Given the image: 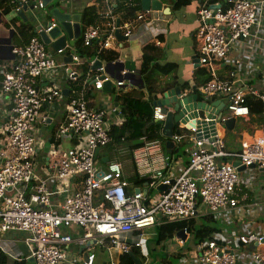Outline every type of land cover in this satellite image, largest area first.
I'll list each match as a JSON object with an SVG mask.
<instances>
[{
	"label": "built area",
	"instance_id": "built-area-1",
	"mask_svg": "<svg viewBox=\"0 0 264 264\" xmlns=\"http://www.w3.org/2000/svg\"><path fill=\"white\" fill-rule=\"evenodd\" d=\"M31 0H9L16 13L22 5ZM116 0H99L94 4L101 21L81 30L83 46L98 45V52H119L122 45L132 35L135 26L147 20L151 10L141 9V5L127 4L140 8L133 16L117 25ZM196 0L198 27L195 44L198 64L205 69L206 81H191L180 99L189 95H200L207 99H227L226 114L213 119L214 129L207 126H189L193 120L178 126L172 141H191L189 160L182 173L173 179L157 170L151 177V187H165L156 197H144L142 193H127L128 182L122 177L118 164L109 163L102 173L96 167L95 152L110 143L108 128L104 124L105 111L91 107L87 93L102 90L103 83L110 79L105 64L94 58L91 69L99 61L102 66L94 75H89L80 89L67 97L66 116L58 123L55 131L57 145L48 148V155L54 157L52 179L57 184L78 180L79 188L64 195L58 204L52 203L53 192L48 189L47 180L36 179L34 167L39 147L36 136L46 129L48 121L59 112V102L65 98L64 89L69 91L68 82L77 78L80 57L68 45L64 49H49L40 39L39 33L48 32L56 26L51 19L50 27L38 24L35 37L25 44L11 45L14 57L12 70L2 74L0 97L5 99L10 109L2 132L4 141L0 144V234L15 230L26 234L25 245L33 264H64L66 250L72 245L81 246L86 255L82 264H93L94 245L107 240L109 248L122 254L131 248L142 251L143 231L169 223H189L199 216H210L219 224L242 217L246 206L245 185L240 179L233 162H220L223 157H232L240 166H256L264 171V138L258 137L242 142L240 150L234 154L224 151V122L230 118L247 119L250 115L245 105V95L250 94L264 106V72L262 61L253 55L264 46V0ZM63 9L68 8V0H58ZM53 4V1L51 2ZM42 0H37L33 9L44 10ZM118 31L126 40L115 37ZM159 46L160 42L154 40ZM242 47L248 48L247 67L239 74L241 60L235 53ZM65 51L64 55H61ZM71 51L73 52L71 54ZM71 56V62L63 58ZM117 61L111 63L115 65ZM229 67L227 79H220V70ZM132 72L120 69L116 86L125 85ZM258 78L253 82L255 76ZM61 78L66 87L59 84ZM92 79H94L92 81ZM246 81H252L250 84ZM89 84V86H88ZM76 86V85H75ZM74 86V87H75ZM69 95V94H68ZM163 109L165 112H163ZM167 114L174 115L172 107H153L154 120L164 124ZM211 121V120H210ZM180 124V123H179ZM65 142L69 143L65 147ZM158 152L152 147L151 152ZM234 161V162H235ZM103 192V203L95 206V196ZM6 193H11L6 196ZM58 194L64 193L59 190ZM199 208L205 210L199 214ZM77 227L81 234L73 238L64 233V228ZM185 240L176 239L180 250L177 262L181 264H240L237 255L230 253L222 244L220 230L200 237H193L189 227L180 230ZM179 231V232H180ZM137 234V236H134ZM132 235L131 240L128 237ZM133 237L135 241H133ZM242 245H254L247 264H264V231L256 230L247 235H239ZM0 253L8 255L0 247ZM140 264H147L141 262Z\"/></svg>",
	"mask_w": 264,
	"mask_h": 264
},
{
	"label": "crops",
	"instance_id": "crops-1",
	"mask_svg": "<svg viewBox=\"0 0 264 264\" xmlns=\"http://www.w3.org/2000/svg\"><path fill=\"white\" fill-rule=\"evenodd\" d=\"M54 1V0H53ZM70 2L68 8L63 9L64 12L70 14H81L82 10L90 4V0H68ZM139 0V4H140ZM161 3V10L153 11L149 14L147 20L140 22L135 26L132 35L124 42L122 48L118 52L119 62L113 65H104L108 67L110 79L113 81V92L111 94L103 92V90L96 91L92 90L89 99L91 107L105 111L106 116L104 119V124L108 128L112 126H119L124 121L123 116L120 112V107L118 105V95L122 92H128L136 95L137 92H141L144 99L148 101L156 102L162 98V94L168 90H178L180 93L185 92L188 88V84L196 80L202 82L203 79L197 77V72L201 70L196 52L195 44V33L198 27V17L196 14V0H158ZM9 0H0V5L8 6ZM117 4L129 5L134 4L132 0H116ZM48 7L44 10L30 9L24 13L33 28L38 24L45 26L46 22L51 21L48 19L47 15ZM18 16L14 11H11L7 15H2L0 13V82L2 80V74L12 70L14 63V57L11 54V45H17V39H15L16 31L15 24L11 20L17 18ZM154 40L160 42L157 49L161 53V61L164 63H172L177 66V69L164 76H160L158 79V86L161 89V94L150 95L145 89V78L139 73V61L142 55V51L148 44H153ZM258 50L254 52L258 59L264 60V46L259 44ZM248 48L242 47L237 53L236 57L241 60L243 64L239 74L241 77L244 74L245 79L248 78L246 75L247 67V57ZM262 69L264 72V61H262ZM128 69L132 73L128 76L126 83L122 87L116 86V80H118V73L120 69ZM229 67L225 66L220 70V79H227L226 73ZM226 72V73H225ZM258 78L255 76L253 82ZM252 81H246L250 84ZM66 87V83L59 78V84ZM182 90V91H181ZM197 95V94H196ZM187 97V96H186ZM117 98V106L114 105V99ZM184 98V97H183ZM180 99V94L177 97ZM219 100L218 98L207 99L200 95H197L198 102H204L206 104H211ZM152 102V107L153 106ZM66 104L67 97L63 98L59 102V112L48 124L47 128L40 130L38 136H36L37 145L39 147L38 155L35 160L34 172L36 179L31 183L32 188L36 185L39 180H47L48 189L53 192L52 203L58 205L64 198V195H69L75 192L79 188L78 180H69L63 184H57L56 181L52 179L54 157L48 155V148L46 144L52 136V131L58 126V123L62 121L66 116ZM10 106L5 99L0 97V144L4 141V135L2 132V127L4 126L6 119L8 117ZM202 116V115H200ZM184 118H187L186 115ZM185 122V123H186ZM237 124L240 129L235 130ZM182 125L181 123L175 125V127ZM163 127V124H161ZM162 130V128H161ZM56 131V130H55ZM174 131V130H173ZM238 139L235 141L237 145L233 148H228L226 145V138L229 132L236 133ZM162 132V131H161ZM174 133V132H173ZM162 134V133H161ZM263 137L262 125L257 118L249 115L247 119L236 118L235 124L231 130L225 129L224 134V151L228 154H234L239 152L240 145L242 142L251 141L255 138ZM171 141L173 144L167 146V142ZM165 143H154L150 144L144 148L137 149L131 154L128 147L125 145L126 149L122 152L118 150L120 147L108 151L105 147L99 149V153L96 157V167L100 173L106 170V166L109 163H116L120 166L122 171V177L128 182L127 193L132 194L136 189H141L147 186L148 197H156L159 192L157 189H152L151 177L157 171L161 170L165 176L170 179L178 177L183 169L187 166L189 160V149L191 147V141L182 140L180 143L176 144L172 141V138ZM51 141V145H52ZM65 147L69 143L65 142ZM50 146V145H49ZM152 147L158 148V152H151L149 150ZM130 155L132 158H130ZM220 162H234L232 157H223L219 159ZM239 176L243 184L245 185L246 194V206L244 207L243 216L237 217L233 221L229 222L226 219L225 223L219 224L220 221H216V230H220V238L223 246L230 252L237 255L240 264H247V259L250 251L254 250L256 247L254 245H242L237 241L239 235H247L252 231L257 229L264 231V171L260 170L256 166H251L249 168H244L239 172ZM61 190L64 191L62 194L57 192ZM199 214L204 215L205 210L199 208ZM200 217V216H199ZM197 217V218H199ZM194 219V220H197ZM157 227L148 228L147 230H153L154 234L145 233L143 240H147V243L154 242ZM64 233L70 235L73 238L79 237L81 231L77 227L64 228L62 230ZM145 232V231H144ZM134 236H137L135 234ZM150 236V237H149ZM132 235L128 237L131 240ZM136 238V237H135ZM133 237V241H135ZM145 238V239H144ZM26 234L11 230L4 234H0V247H2L8 255L4 253L7 257L8 264H13L14 262L24 261L26 264H33V261L28 257V250L25 245ZM142 240V241H143ZM175 242L176 239L174 238ZM145 243L142 251H139L142 260L141 262H147L149 264L152 259L153 264L158 263L160 258L165 257L164 252L160 250L154 242V254L155 258H151L152 254L150 249ZM143 244V242H142ZM153 245V244H152ZM110 243L107 240H102V242L94 245L95 259L93 264H119L121 252L116 249L109 248ZM176 246V245H175ZM264 249V248H263ZM156 252V253H155ZM180 250L173 247L169 252L166 250V254L171 256L172 254H181ZM85 251L81 246L72 244L66 250V261L64 264H82L86 259ZM151 264V263H150ZM175 264H178L176 261ZM179 264H181L179 262Z\"/></svg>",
	"mask_w": 264,
	"mask_h": 264
},
{
	"label": "trees",
	"instance_id": "trees-1",
	"mask_svg": "<svg viewBox=\"0 0 264 264\" xmlns=\"http://www.w3.org/2000/svg\"><path fill=\"white\" fill-rule=\"evenodd\" d=\"M134 4H138L139 0H132ZM99 0H90V4L86 6L81 12V30L91 25L98 24L101 19L96 14L94 7L95 3ZM222 2L221 0H211V3ZM11 6L0 5V13L2 15H7L12 11ZM115 14L117 19L122 23L126 18L133 16L136 11L140 8L129 7L123 4H117L115 2ZM50 19V17L48 16ZM15 24V39H17V45L25 44L29 39L35 37V30L29 24V22H23L19 17L11 20ZM75 53L81 59V65L77 69V78L74 82H68L67 87L69 88V97L73 94L74 90H79L81 85L86 81L89 75H94L95 72L92 71L90 62L94 58H98L99 61L105 64H111L118 59V54L112 51L98 52V45L92 44L89 47L83 46L82 38H79L74 45ZM139 73L145 78V89L152 96L158 93L161 94V89L158 86V79L160 76L168 75L177 69V66L172 63H164L161 61V53L154 44H148L144 47L142 55L139 61ZM205 74L207 71L201 69L197 72V77L202 80L201 83L206 81ZM76 85V86H75ZM75 86V87H74ZM89 86V84H88ZM91 91L87 93L90 97ZM67 96V97H68ZM152 102L144 99L141 92H137L133 95L128 92H121L118 95V105L120 107V112L123 116L124 121L119 126H112L109 128L108 135L110 138V143L105 147L108 151V147L126 145L128 150L132 154L133 151L137 149L144 148L150 144L154 143H165L168 139L164 138L161 134V123L154 120L153 118V107ZM245 105L248 106L250 115L257 118V121L262 125V132L264 136V106L263 104L250 94L245 95ZM55 130L52 131L51 141L54 145L58 142L55 140ZM177 127L174 128V133H177ZM179 133V132H178ZM170 140V139H169ZM135 141H142L141 143L133 144ZM130 158L132 156L130 155ZM103 192L100 190L96 193L94 204L98 206L103 203ZM187 226L193 234V237H200L201 235H206L212 231H215L217 226L216 222L210 216H200L197 220H192L189 223H169L158 226L155 235V244L160 247V250L164 252L165 257L160 258L158 263L155 264H175L179 258V254H172L169 256L165 253L166 243L169 240L175 238L176 234L182 229V227ZM133 257L140 261L142 256L138 249L131 248L130 253L122 254L119 258V264H134ZM173 259V260H172ZM0 264H8L7 257L0 253ZM13 264H26L24 261L14 262Z\"/></svg>",
	"mask_w": 264,
	"mask_h": 264
},
{
	"label": "water",
	"instance_id": "water-1",
	"mask_svg": "<svg viewBox=\"0 0 264 264\" xmlns=\"http://www.w3.org/2000/svg\"><path fill=\"white\" fill-rule=\"evenodd\" d=\"M53 0H42L43 4L48 7L47 15L50 17V19H54L56 21V26L48 31H42L39 33V37L42 40V42L49 48L54 51H58L60 49L66 48L68 45L69 47L73 48L75 45V42L80 38L81 35V14H70L68 12H64L61 8L60 4L57 2L55 4H51ZM37 0H31L28 3H25L22 5L21 9H19L16 12V15L20 18H22L23 21H27V18L24 16L25 11L27 8H30L31 10L34 8V5L36 4ZM141 9L145 11L153 10V11H159L161 10V3L158 0H141L140 1ZM49 19V18H48ZM119 24V20L117 21V25ZM46 27H50L51 22H46ZM115 37L117 40L123 41L126 40L125 37L121 36V34L116 31ZM73 52L71 51V54ZM65 51L62 52L61 55H64ZM63 61L65 63L71 62V56H65L63 58ZM102 66V63L97 61L93 67L92 70H96ZM94 79H92L93 81ZM102 90L105 93L111 94L113 92V81L111 79L105 81L102 86ZM62 94L64 97H67L69 94V91L67 89H64L62 91ZM180 92L176 89L168 90L162 94V98L160 100H157L156 102H153V106H159V107H172L175 110V114H167L163 127H162V136L166 139H171L173 135V130L175 128V125L178 123H185L187 121V118H184L186 115L188 116V119H193L198 117L200 115L205 117V120H193L190 124H187L186 128L189 126H197L198 128L202 127H208L210 130L213 131L214 129V122L213 119L217 118L219 119L221 116H223L226 112V108L224 107L227 103V99L222 100H216L215 102L211 104H206L204 102H198L197 101V95H189L187 97L182 98L181 100L177 99ZM117 98L114 99V105L116 104ZM163 112L165 110L163 109ZM211 120V121H210ZM50 120L48 121V124H50ZM235 124V119L230 118L226 122H224V127L227 130H231L232 127ZM142 141H135L133 144L141 143ZM173 143L171 141L167 142V146L172 145ZM50 140L46 144V147H49ZM99 153V150L95 152V157H97ZM233 166L237 167V171L240 172L244 169L243 166H240V163L235 161L233 162ZM158 192H163L165 190V187L159 185L157 188ZM135 192L142 193L144 197H146L147 194V186L141 189H136ZM177 239L185 240V236L180 231L175 236ZM134 264H140V261L137 258L133 257Z\"/></svg>",
	"mask_w": 264,
	"mask_h": 264
},
{
	"label": "rangeland",
	"instance_id": "rangeland-1",
	"mask_svg": "<svg viewBox=\"0 0 264 264\" xmlns=\"http://www.w3.org/2000/svg\"><path fill=\"white\" fill-rule=\"evenodd\" d=\"M58 2V0H54L53 1V4H55V3H57ZM225 114H226V112H224ZM238 129H240V126L237 124V126H236V129L235 130H238ZM238 139V137H237V131H236V133H231V132H229L228 134H227V138H226V145H227V147L228 148H233V147H235L236 145H237V142L235 143V141ZM120 148L118 149V150H120L121 152L124 150V149H126V147H125V145H120L119 146ZM116 148H118V146H114L113 148L111 147V146H109L108 147V149L109 150H114V149H116ZM11 195V193H6V196H10ZM145 231V232H144ZM143 231V237H145V233L148 235L149 233H151L152 232V234H154V232H153V230H144ZM150 237V236H149ZM145 239V238H144ZM143 242V245L145 244V243H147V240H143L142 241ZM152 242V244L151 243H147L146 244V246L150 249V251H151V255H150V257L151 258H155L154 256H153V254H154V248H155V245H154V242H155V240H154V242L153 241H151ZM177 246V242H175V240L174 239H172V240H169L167 243H166V249H165V253H166V250L169 252L170 250H172L173 249V247H176ZM144 247V246H143ZM156 253V252H155ZM173 260V259H172ZM153 262H154V260L152 259V261L150 262L151 264H153ZM149 263V264H150Z\"/></svg>",
	"mask_w": 264,
	"mask_h": 264
}]
</instances>
